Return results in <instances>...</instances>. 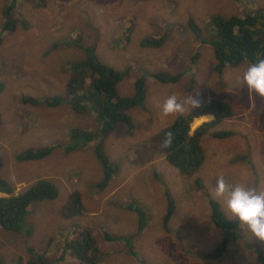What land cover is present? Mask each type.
I'll return each instance as SVG.
<instances>
[{"label":"rangeland","instance_id":"rangeland-1","mask_svg":"<svg viewBox=\"0 0 264 264\" xmlns=\"http://www.w3.org/2000/svg\"><path fill=\"white\" fill-rule=\"evenodd\" d=\"M77 1L17 0L14 28L0 41V178L14 195L39 180L51 182L58 191L55 200L30 207L19 232L0 230V264H28V248L44 254L51 264H79L67 242L87 232L93 237L98 264H216L206 256L224 234L212 225L209 202L218 203L232 220L222 199L214 198L217 178L264 189V98L243 84L248 64L215 73L213 50L189 31L187 20L196 21L202 38H215L209 26L211 15L264 13V0H255L257 6L251 0ZM6 3L0 0V28ZM164 34L159 48L140 47L142 40ZM78 46L93 49L102 64L124 74L117 86L122 98L133 95L137 79H145L144 104L126 111L132 129L119 124L98 140L115 169L103 191L96 187L103 170L95 157V142L69 141L73 129H99L91 103L80 113L71 108L79 93L68 88L70 68L84 58ZM195 55L198 59L192 64ZM180 72L183 77L176 84L163 85L153 78L158 73ZM191 77L196 85L189 92ZM173 94L181 100L192 98L198 106L221 100L234 111L233 118L217 127L232 136L203 137L206 160L191 175L168 165L161 152L163 131L181 116L162 113L164 100ZM54 98L62 102L58 106L45 103ZM23 99L38 103L25 104ZM196 107L188 104L182 115ZM199 120L191 124V134L203 124ZM51 146L58 148L42 161L16 160L26 150ZM67 148L73 149L66 152ZM74 193L80 195L82 214L66 212ZM167 196L173 210L164 223ZM138 207L145 213L142 233L138 232ZM105 234L117 240L106 241ZM237 235L235 256H225L219 264H253L259 254L264 255V242L253 239L240 224ZM127 238L132 241L126 243Z\"/></svg>","mask_w":264,"mask_h":264},{"label":"trees","instance_id":"trees-1","mask_svg":"<svg viewBox=\"0 0 264 264\" xmlns=\"http://www.w3.org/2000/svg\"><path fill=\"white\" fill-rule=\"evenodd\" d=\"M8 5L3 10L4 22L0 28V41L4 33L12 30L15 25L13 13L17 0H6ZM82 1V2H81ZM242 1V0H235ZM85 3L84 0L77 1ZM251 4L257 6V1L251 0ZM210 28L215 31V38H202L201 28L192 18L187 20V28L199 40L202 45H207L213 50L215 60L214 71L217 75L229 68H237L241 64L255 63L259 59H264V13L261 11H252L243 13L240 16L231 15L228 17L220 14L210 16ZM79 38V37H78ZM166 35L159 38H148L140 42L142 48H159L165 42ZM67 42V41H64ZM84 53V58L77 64H72L71 78L68 82L69 90L76 94L75 101L71 108L75 113L86 110L85 104L91 103V109L94 110L99 129L97 132L83 131L73 129L69 132V141H82L85 144L95 142V157L103 170V178L96 184L102 191L107 188L113 178L115 169L109 162V159L101 152V144L98 140L110 134L114 128L122 124L128 129H132V122L127 116L126 111L142 107L145 101V79L143 77L134 82V93L132 96L122 98L118 95L117 86L124 77V74L102 64L94 53V50L88 47L78 46ZM198 55L192 58L194 64ZM183 77V73L168 75L158 73L153 78L160 84H176ZM89 79L88 82L86 80ZM194 77L189 80V92L195 89ZM0 84V92L2 91ZM62 102L60 98H54L45 103L48 106H58ZM23 103L36 105L35 99H23ZM212 116L213 120L203 123L197 127L193 133L190 132V126L194 120ZM234 111L230 103L212 99L201 106L193 108L188 113L176 118L172 124L162 133L161 152L164 160L171 167L184 174H194L198 171L206 160V155L201 146V140L205 136L213 139H228L232 133L219 131V123L233 118ZM171 134L172 142L167 147L165 142ZM58 146L46 147L40 150H26L16 156L19 162H38L46 159ZM75 148V146H74ZM73 148H67L70 152ZM2 161L0 159V169ZM0 194L6 197L0 198V230L5 232H19L21 224L29 212L30 207L41 201H53L58 197L56 187L47 180H39L26 188L23 192L14 195L13 188L2 178H0ZM167 214L164 223L169 220L173 210V203L167 196ZM211 222L215 228L220 230L224 237L215 250L207 254L206 258L217 260L222 257L228 247H231L239 238L237 232L239 224L236 221L228 220L221 211L218 203L210 201ZM132 209L131 205H126ZM141 208H137L139 214L138 232H141L145 225V213ZM83 207L78 193L71 196V205L66 208L68 214H82ZM106 241H115L105 234ZM132 240L127 238L126 243ZM74 259L79 264H98V258L95 256L97 249L94 245L93 237L90 233H80L73 240L67 242ZM27 253L30 257L28 264H51L44 254H38L33 248H28ZM64 255V253H63ZM63 259V256L59 260ZM255 264H264V255H258Z\"/></svg>","mask_w":264,"mask_h":264},{"label":"clouds","instance_id":"clouds-1","mask_svg":"<svg viewBox=\"0 0 264 264\" xmlns=\"http://www.w3.org/2000/svg\"><path fill=\"white\" fill-rule=\"evenodd\" d=\"M243 84L250 93L264 98V59L251 63L242 75ZM188 104L198 106L192 98L178 99L177 95L168 96L161 110L164 115H182ZM199 122L207 123L208 118L200 117ZM172 142L171 134L165 142L167 147ZM214 198L222 199L223 207L229 217L244 226L253 239L264 242V189L253 188L246 184H229L224 176L216 180Z\"/></svg>","mask_w":264,"mask_h":264},{"label":"crops","instance_id":"crops-1","mask_svg":"<svg viewBox=\"0 0 264 264\" xmlns=\"http://www.w3.org/2000/svg\"><path fill=\"white\" fill-rule=\"evenodd\" d=\"M81 2H82V1H81ZM171 215H172V214H171ZM171 215H170V216H171ZM212 225H213V224H212ZM213 226H214V225H213ZM216 229H217V228H216ZM139 233H142V231L139 232ZM238 239H239V238H238ZM220 242H221V241H220ZM234 244H237V241H236ZM234 244H233V245H234ZM233 245H232V247H228V249H227L226 252H225V253H226L225 255H223L222 257H220L219 259L216 260V264H219V261L222 260V258H224L225 256H228V255H233V256H235V255H234V253H235V252H234L235 247H234ZM217 246H218V245H217ZM217 246H216V247H217ZM260 255H261V254H260ZM257 257H258V256H257ZM257 257H256V260H257ZM209 260H211V259H209ZM239 261H240V260H239ZM255 263H256V261L253 262V264H255ZM236 264H237V263H236ZM239 264H243V262L241 261Z\"/></svg>","mask_w":264,"mask_h":264}]
</instances>
